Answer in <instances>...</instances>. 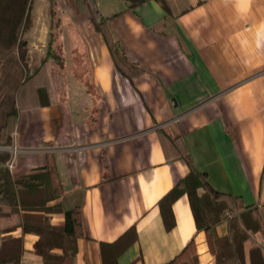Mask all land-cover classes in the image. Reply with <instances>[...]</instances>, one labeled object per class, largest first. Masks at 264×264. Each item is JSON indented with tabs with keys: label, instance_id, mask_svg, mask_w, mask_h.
Wrapping results in <instances>:
<instances>
[{
	"label": "crops",
	"instance_id": "obj_1",
	"mask_svg": "<svg viewBox=\"0 0 264 264\" xmlns=\"http://www.w3.org/2000/svg\"><path fill=\"white\" fill-rule=\"evenodd\" d=\"M59 1L67 100L19 113L6 148L11 174L41 169L54 155L63 201L82 202L85 236L72 264H102L100 243L132 225L137 240L117 264H163L192 236L199 264H214L188 196L173 202L170 230L158 201L189 171L204 173V191L229 209L239 197L264 222V0H167L168 11L156 0L132 10L123 0H94L127 60L144 70L132 79L117 70L83 0ZM47 8L33 0L32 51L46 45ZM17 220L3 216L0 227ZM50 220L63 225L64 213ZM22 237L20 264H43L33 252L37 235ZM259 241L244 243L246 264Z\"/></svg>",
	"mask_w": 264,
	"mask_h": 264
},
{
	"label": "trees",
	"instance_id": "obj_2",
	"mask_svg": "<svg viewBox=\"0 0 264 264\" xmlns=\"http://www.w3.org/2000/svg\"><path fill=\"white\" fill-rule=\"evenodd\" d=\"M123 1L132 10L148 0ZM156 1L165 11L169 10L167 0ZM47 4L48 36L44 53L37 57L30 52L25 37L33 24V0H0V218L18 216L16 223L0 227V264H20L25 233L37 235L33 252L42 257L43 264H72L76 241L85 236L82 202L78 197L63 201V183L52 153L46 154L43 168L25 175L13 176L8 167L11 151L6 148L13 145L19 113L67 100L66 58L58 41L62 4L59 0H47ZM83 5L92 29L104 38L117 70L129 79L140 76L144 70L127 60L110 30L108 18L98 11L94 0H83ZM204 176L189 171L160 198L158 207L165 229L170 230L174 224L173 202L186 194L196 229L204 232L214 264H246L244 243L256 237L260 241L248 251L249 264H264V222L257 208L244 205L235 197L234 208L229 209L202 189ZM54 211L64 213L63 225L51 223L50 213ZM223 222L224 233L219 232ZM15 229L21 235L9 234ZM136 240L132 225L112 242H101L102 264H117L118 256ZM163 264H199L194 237Z\"/></svg>",
	"mask_w": 264,
	"mask_h": 264
},
{
	"label": "rangeland",
	"instance_id": "obj_3",
	"mask_svg": "<svg viewBox=\"0 0 264 264\" xmlns=\"http://www.w3.org/2000/svg\"><path fill=\"white\" fill-rule=\"evenodd\" d=\"M25 37L27 38V34L25 35ZM27 41H28V39H27ZM28 43H29V41H28ZM29 48H30V52H31L32 54L36 55L37 57L40 56L42 50L45 49V47H41V51H37V50L32 51V50H31L32 48L30 47V45H29ZM43 52H44V51H43ZM9 161H10V160H9ZM8 163H10V162H8Z\"/></svg>",
	"mask_w": 264,
	"mask_h": 264
},
{
	"label": "built area",
	"instance_id": "obj_4",
	"mask_svg": "<svg viewBox=\"0 0 264 264\" xmlns=\"http://www.w3.org/2000/svg\"><path fill=\"white\" fill-rule=\"evenodd\" d=\"M10 162V161H9ZM10 166H11V162L10 163H8V167L10 168Z\"/></svg>",
	"mask_w": 264,
	"mask_h": 264
}]
</instances>
